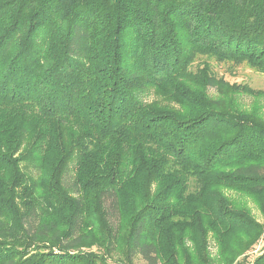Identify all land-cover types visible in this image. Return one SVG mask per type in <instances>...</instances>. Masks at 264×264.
<instances>
[{
  "label": "trees",
  "instance_id": "obj_1",
  "mask_svg": "<svg viewBox=\"0 0 264 264\" xmlns=\"http://www.w3.org/2000/svg\"><path fill=\"white\" fill-rule=\"evenodd\" d=\"M213 61L264 72V0H0V264L252 247L263 225L226 189L264 213V89Z\"/></svg>",
  "mask_w": 264,
  "mask_h": 264
},
{
  "label": "rangeland",
  "instance_id": "obj_2",
  "mask_svg": "<svg viewBox=\"0 0 264 264\" xmlns=\"http://www.w3.org/2000/svg\"><path fill=\"white\" fill-rule=\"evenodd\" d=\"M214 71L219 75L223 76L230 83H247L255 88L264 89V72L256 70L252 66L248 64H232V63H216L213 61ZM210 92L212 94L215 93V88H210ZM155 96L152 94L148 97V100H153ZM244 104L246 106H250L254 99L249 96H245ZM262 104L264 106V99H262ZM264 110V108H263ZM226 192L234 199L236 202H241L247 205L257 218L258 222L263 225V233L261 237L253 244L252 247L248 248L244 252H242L237 259L232 264H252L254 259L259 255L261 250L264 248V213L260 209V206L257 202L250 196L234 190V189H226ZM186 244L188 246L191 245L189 239L186 240ZM218 242L214 237V233L211 231L208 234L207 239V251L210 257L214 260H219L220 264H227L223 259L221 261V255L218 253ZM191 255L193 251L190 252ZM216 263V262H215ZM133 264H146L141 256H135Z\"/></svg>",
  "mask_w": 264,
  "mask_h": 264
}]
</instances>
